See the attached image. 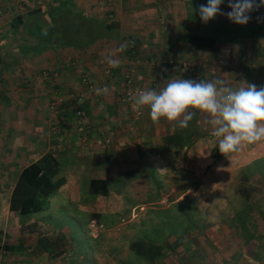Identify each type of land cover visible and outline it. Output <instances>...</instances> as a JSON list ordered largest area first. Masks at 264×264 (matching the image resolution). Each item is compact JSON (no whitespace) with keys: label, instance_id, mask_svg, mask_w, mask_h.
Instances as JSON below:
<instances>
[{"label":"crops","instance_id":"0c3cea01","mask_svg":"<svg viewBox=\"0 0 264 264\" xmlns=\"http://www.w3.org/2000/svg\"><path fill=\"white\" fill-rule=\"evenodd\" d=\"M62 1L67 0H0V198L6 213L2 228L6 241L1 245L6 261L264 264V212L256 216V228L249 224L248 213L255 208L251 205L254 199L241 206L246 210L233 211L232 207L226 213H230V220L229 215L228 220L225 218L226 226L220 225L223 218L209 216L208 205H201V197L212 191L204 189L202 183L200 143L205 126L199 120L201 114L191 110L194 120L186 128L164 118L153 123L148 107L136 110L132 102H121L116 92L124 69L133 73L136 84L152 86L157 91L166 85V79H190L192 72L205 81L223 79L233 88L247 87V83L264 86V7L250 12L249 22L240 25L220 13L204 23L198 9L207 0H70L73 8L77 4L82 6L77 12L97 19L111 30L83 46L42 44L38 34L57 25L55 19L51 23L47 16ZM228 4L229 0H223L219 6L221 13L231 11ZM224 26H230L227 36L238 32L241 36L234 41L219 39L224 35ZM196 36L209 37L210 41L199 40L204 45L199 48L197 41L189 40ZM133 41L136 56L126 49L115 57L118 67L105 62L107 50ZM169 57L179 64L174 73L161 68L160 60ZM107 67L111 69L110 76L104 72ZM82 74L95 82V92L80 84ZM97 89L102 90L101 94H97ZM53 92L61 93L66 100L56 113L48 109ZM68 101H78L86 113L84 122H78L75 106ZM208 126V138L214 141L210 155L217 154L219 159L214 161L223 164L233 161L232 170L240 151L231 153L229 158L221 154L218 139L211 135L213 129ZM190 132L193 135L189 145L164 140L167 133L185 136ZM105 138H110L111 143L98 142ZM192 146L191 156L187 155ZM241 149L245 153L237 160L238 166L260 161L264 167V141L242 144ZM45 154L57 162L54 179L63 178V183L44 200L42 211L26 215L10 211L9 199L20 172ZM188 164L191 166L187 168ZM231 170L215 179L223 181ZM261 175L254 174L252 180ZM187 176L193 177V183H185ZM263 180L261 177L260 181ZM92 181H97L94 190ZM214 194L226 196L217 188ZM248 196L260 198L264 192H251ZM187 198L191 204L187 212L194 213L193 216L186 217L184 206L182 214L176 215L177 230L169 231L161 215L171 207L180 208ZM45 211L50 213L53 224L49 225V232L43 231L49 229L46 224L38 222L42 219L38 215ZM52 214L74 223L73 227L85 233L86 249L79 250L74 245L62 221H53ZM238 214L245 220L240 226L234 224ZM91 219L103 226L96 233L90 230ZM32 222L51 240L64 233L68 240L65 250L56 255L52 247L48 251L23 250L22 244L29 243L19 238L21 225ZM191 230L194 231L189 234ZM137 241L154 247L146 255L143 251L135 252L131 244ZM248 244L256 248L246 250ZM230 245L235 247L230 249Z\"/></svg>","mask_w":264,"mask_h":264},{"label":"clouds","instance_id":"9594fccd","mask_svg":"<svg viewBox=\"0 0 264 264\" xmlns=\"http://www.w3.org/2000/svg\"><path fill=\"white\" fill-rule=\"evenodd\" d=\"M222 2L207 0L206 5H200L198 11L201 20L207 23L220 13L233 23L245 25L251 19L250 12L264 7V0H229L231 11L221 13L219 6ZM129 46H134V41L131 45L122 43L118 48L107 50L105 62L110 67H118L116 55ZM166 81L159 91L149 88L137 90L135 94L129 93L134 109H150L153 123H159L164 118L186 128L194 116L191 110L205 113L213 129L211 135L218 139L219 151L225 156L239 151L242 144L264 141V86L247 83V87L233 88L219 78L212 81L184 78ZM101 91L96 90L98 95Z\"/></svg>","mask_w":264,"mask_h":264},{"label":"rangeland","instance_id":"374dc122","mask_svg":"<svg viewBox=\"0 0 264 264\" xmlns=\"http://www.w3.org/2000/svg\"><path fill=\"white\" fill-rule=\"evenodd\" d=\"M74 9L75 10L76 9L82 10V6L77 4V5H75V8H73V5L71 4L70 0L62 1V3H60L58 7H56V8L52 7L50 9V12L48 13L47 19L51 23H54V19L61 17V16L66 17L67 14H69ZM60 25L62 26V27L60 26L61 27L60 31L65 30V29H69V32L72 34H75V32L73 30L77 29L79 27V23H75V22L69 23V25H67L66 23H63ZM223 28L224 29L222 30V34H224V35H222L221 37H218L219 39L222 38L224 41H234V39L241 36L239 34L240 32H238V33L234 34V36L228 37L227 36V30L230 29V26H224ZM45 32H46L45 30L41 31V33L43 35H45ZM77 32L78 31H76V34H78L77 37L79 39L77 40V38H70L67 42L72 43L75 40L80 42V41H87L89 39L88 37H85L84 32H82V34H81V32H79V33H77ZM46 35H47V32H46ZM134 55L136 56L137 54H134ZM107 68L109 69V67H107ZM110 72H111V69H110ZM118 73L119 72H117V76H118ZM115 79H117V77H115ZM118 80H119V78H118ZM198 112H199V114H201V118L199 120L202 123V127L205 126V128H203V131H202L203 133L201 134L202 136L204 135V137L202 138V141L200 143L201 144L200 146H202V148L200 149L201 150L202 183H203L204 189L207 188V189L212 190L210 193H207L206 195H203L201 197V205L202 206L208 205V207L211 209L208 213L209 216L212 219L215 217H218V220H219V218H223L220 225L226 226L225 220L226 219L228 220V218L230 220V213H228V214H226V213L228 211H230L232 207L234 208L233 211L238 210L239 212H240V210L242 211V210L247 209V207L241 208L240 203L243 199L242 196L238 198V196L232 195V193L237 191V187H238L239 183L242 181V176H244V179L249 177L250 181L247 180V182L251 185H247V182L244 181L241 185V190L242 189L246 190L248 186H251L252 189H249L251 192H260V191L264 192V180L260 181L261 177L264 178V167L260 161H256L254 163H251L248 166H246V165H239L238 166L239 161H237V160H239L242 157V155H241L242 153H245V151L243 149L239 150L240 155L235 156V159H237V160H235V162H236L234 165L235 167L232 170L230 169L231 167H233V164H234L232 160H231L232 161L231 164H223V162H221V161L220 162L214 161V158H215V160L219 159V158H218L217 154H213V156H212L209 153V150H210V148H212L213 142H214L213 139L208 138V136H210V132H209L210 126H208L209 125V123H208L209 117L205 113H202L200 111H198ZM171 123H173L174 125L177 124V122H175V121H173ZM190 124H192V122H190L189 125ZM206 129H207V131H205ZM198 135H199V133H198ZM191 149H193V146L188 150L187 155H189ZM245 150H247V149H245ZM239 151L234 152V153H238ZM191 154H192V152L190 153V156H191ZM194 155H196V154H194ZM225 157H228V156H225ZM225 157L221 155V158L224 160H225ZM189 158L192 159V157H189ZM262 158L264 159V155H262ZM187 160H189V159H187ZM224 160H222V161H224ZM188 166H191V164H188L187 168H188ZM229 170H231V171L229 172L228 177L226 179H224L223 181H219V180L215 179L216 176L219 177L220 175L224 174V172L229 171ZM257 173H260L262 175L257 177L256 180H252L253 179L252 177L254 176V174H257ZM185 183L186 184L193 183V177L187 176ZM215 184H216V187H215ZM255 186H258V187H255ZM260 186H261V188H260ZM216 188L218 190H221L223 192V194H226V196L222 197L219 194L218 195L214 194ZM249 198H250L251 202L254 199L253 203L252 204L250 203V204L254 205V207H255V208H253V210H251V212L248 213V216L250 217L249 224L251 227L253 226L256 228L258 226V224H257V221L255 220V218H256V216L259 215V213L263 214L262 212H264V197H260V198L254 197L253 198V196L252 197L250 196ZM138 199H141V198H138ZM149 199H151L150 201H152V198H149ZM2 200H3V198H0V223H2V224H0V248L2 251V256L0 258V264H11V263H8L6 261L7 260L6 256H5L6 254L4 255L5 252L2 250L3 245H1L2 242L5 243V241H6V240H3V233H2L3 232L2 228L4 227L3 224H4V221L6 219L5 210L2 208V203H3ZM188 200L189 199L187 198L184 205L182 204L180 206V208L178 206L177 207H171L169 210L165 211V214L167 215V217L165 216L164 212L161 215L162 218L164 217L165 225L169 229V231L174 232V230H177L176 226L174 227V225L177 221L176 215H177V212H180V214H182L184 206H186V217L193 216L194 213L187 212V210L191 209V204L188 202ZM244 208H246V209H244ZM189 213L192 215H189ZM49 215H50V213L48 211H45V213H43V214L41 213L40 215H38V216H42V219L40 221H38L39 225L46 224L47 227L49 228V229L46 228L47 230L44 229L43 230L44 232L51 231V228L49 227L50 224L53 226V224L50 221ZM227 215H229L228 218H227ZM240 215H242V214H240ZM236 217H238V216L236 215ZM242 217H243V215H242ZM24 218L26 219L27 217H24ZM52 218H53V221L54 220L62 221L63 227H64L63 229L65 230V233H67L68 237L73 240L74 245H76L79 250H82L83 248L86 249L87 241L85 239V233L79 227H73V226H75L74 223L69 224L70 222H67L66 220H62L58 214H52ZM2 220H3V222H2ZM234 222H230V223H234V224H237L238 226H240L238 220L235 219ZM192 231H194V230L189 231V234ZM220 231H221L220 233H222L223 230H220ZM202 232H203V234H202L203 238H206V234L204 233L203 228L201 229V233ZM257 232H258V229L254 233H257ZM196 234H197V232H196ZM197 235H200V233H198ZM6 237H7V235H6ZM207 247L209 249H211L210 245H207ZM234 247L235 246L230 245V249H232ZM246 247H248V249H252L253 247L256 248V245L253 246V245L248 244L247 246H245V249L247 250ZM29 263L32 264L33 261L29 262ZM17 264H19V263H17Z\"/></svg>","mask_w":264,"mask_h":264},{"label":"trees","instance_id":"16d2710c","mask_svg":"<svg viewBox=\"0 0 264 264\" xmlns=\"http://www.w3.org/2000/svg\"><path fill=\"white\" fill-rule=\"evenodd\" d=\"M56 22H57L56 26L51 25V27L45 30L47 32V35H43L41 33L42 30L39 32V34L37 33L40 43L50 45L53 44L54 42H57V44H61L65 46L78 47L98 40L100 37L103 36L102 33L105 30H107L108 32L111 30L110 26L106 24H101L100 22H98L97 19L87 17L77 12L75 9L71 11L69 14H67L66 17L61 16L56 18L55 24ZM72 22L79 23V27L73 30L75 34L70 33L69 29L60 31L62 27L60 24L66 23L67 25H69V23ZM75 30L78 31L77 33L81 32V34L82 32H84L85 37H88L89 39L87 41H80V42L77 41L79 38L77 37L78 34H76ZM70 38H77V40L73 41L72 43H69L67 41ZM189 40L197 41V46L199 48H202L204 45L202 44L200 45L198 41L201 40L204 43V41L207 40L205 42L207 43L210 41V38L196 36L194 38H190ZM193 120L194 119H192L190 122H192ZM192 135L193 132H190L185 136L178 133H173V134L167 133L164 135V140L175 143L177 145L179 144L189 145V143H192V141H190L189 139ZM57 172H58V164L48 154L43 155L39 160L30 163L25 168H23L13 187L9 199V210L21 215L42 211L44 200L48 196H50L63 183V178L54 179V177L57 175ZM244 181L247 182V180L242 179L236 191L238 193L237 195L238 198L241 196L243 197L240 203L241 206H245L249 201L250 198L248 194L251 193L249 189H252L251 186H248L246 190L245 189L241 190V185ZM96 182L97 181L91 182L93 184L91 185L93 186L92 187L93 190H94V186L96 185ZM247 185H251V184L247 182ZM95 191H97V189ZM237 216L238 217L235 216V219L236 220L238 219L239 224L243 225L244 224L243 222L245 220L242 218V215L238 214ZM19 234H20L19 238H22L29 243L27 245L22 244L23 250L27 248L30 249L31 252H33L36 248L37 249L42 248L43 250L48 251L50 247H52L55 248V251L53 253H55L56 255L62 253L68 244V240L65 237L66 235L64 233L58 234L55 240H51L49 236H46L39 230L36 222H32L27 225H21ZM151 247H154L153 244L151 243L147 244L144 241H137L131 244V249H133L135 252L143 251L142 253L144 255H146V252L149 253Z\"/></svg>","mask_w":264,"mask_h":264},{"label":"built area","instance_id":"2783aa9c","mask_svg":"<svg viewBox=\"0 0 264 264\" xmlns=\"http://www.w3.org/2000/svg\"><path fill=\"white\" fill-rule=\"evenodd\" d=\"M129 44L131 45V43ZM127 49L130 50V53L132 55L136 54V49H134V46H129ZM160 62H162L161 68H163L164 70L170 69V71L174 73L175 71L179 69V64L176 62L175 58L173 57L164 58L163 60H160ZM104 72L107 76H110V69L107 68ZM79 79H80L79 80L80 84L84 86L87 90H89V92H95V82L87 74H82ZM190 79L196 80V81L202 80L197 75H195L194 72H192ZM149 88L153 89L152 86L146 87L143 85L136 84L133 73L128 69H124L122 70L121 76H120V87L119 89H117L116 92L121 102L131 103L130 98H129L130 92L135 94L137 90L149 89ZM65 102L66 100L63 99V96L61 93L53 92L50 96L48 109L51 112L56 113L57 111L60 110L61 105L65 104ZM68 103L70 105L75 106L74 110H75V115L77 116L78 122L79 123L84 122L86 120V113L82 108H80L79 104H77L78 101H75V102L68 101ZM98 142L103 145H108L111 143V139L105 138L101 141L98 140ZM89 227L93 233H96L103 226L102 224H99L96 220L91 219L89 221ZM1 256H2V251L0 248V258Z\"/></svg>","mask_w":264,"mask_h":264}]
</instances>
